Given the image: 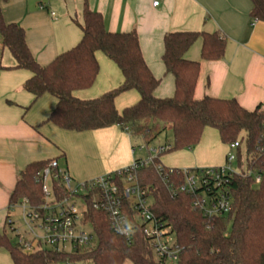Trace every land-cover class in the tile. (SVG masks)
<instances>
[{
    "label": "trees",
    "instance_id": "1",
    "mask_svg": "<svg viewBox=\"0 0 264 264\" xmlns=\"http://www.w3.org/2000/svg\"><path fill=\"white\" fill-rule=\"evenodd\" d=\"M5 1L0 0V36L14 57L16 68L31 74L24 89L35 100L44 94L57 100L47 122L71 132L119 126L146 143L171 128L174 136L171 149L149 166L137 169L134 177L152 199L149 209L157 221L176 238L180 254L175 264H264V110L258 106L249 111L234 98H195L201 61L222 60L226 36L220 31L167 33L162 60L167 73L174 77L175 92L172 97L160 98L155 95L160 80L143 57L136 31L109 32L103 16L91 10L85 1L83 22L78 23L83 33L80 42L50 64L41 66L30 52L24 29L5 22L1 8ZM251 2V19L264 22V0ZM199 39L201 61L187 59V52ZM97 53L117 66L123 82L97 98L80 99L75 93L92 88L99 75ZM132 90L138 92V102L119 111L115 100ZM207 129L216 130L224 145L235 141L245 144L246 170L228 177L222 185L231 200V211L226 215H206L194 205L198 192L179 191L183 182L181 169L171 171L164 167L161 174L156 168L161 164L159 158L166 153L195 149ZM241 158L239 149V165ZM51 161L30 163L20 172L10 197V209L24 199L35 207L44 203L40 178ZM53 190L58 200L70 197V192L58 181H54ZM206 190L214 203L216 187L211 185L210 191ZM84 199L88 204L84 220L91 223L96 236L92 246L73 253L54 250L25 253L6 233H0V247L9 252L13 264H171L155 258L140 225L133 227V237L127 240L111 229L109 215L93 207L90 195H84Z\"/></svg>",
    "mask_w": 264,
    "mask_h": 264
},
{
    "label": "crops",
    "instance_id": "2",
    "mask_svg": "<svg viewBox=\"0 0 264 264\" xmlns=\"http://www.w3.org/2000/svg\"><path fill=\"white\" fill-rule=\"evenodd\" d=\"M85 1L103 16L109 32H137L143 57L160 80L155 91L160 98L172 97L175 92L174 77L167 73L162 60L164 36L183 31L222 32L227 38L222 60L201 61V39L186 54L189 60L201 61L195 98H234L249 111L258 106L264 110V22L251 19V0H6L1 8L7 24L24 29L36 62L46 66L82 39L78 23L83 22ZM97 58V80L92 88L75 93L80 99L97 98L123 82L113 62L102 53H97ZM30 77V72L16 68L0 36L1 234L6 233L8 217H13L10 212L15 207L10 209V197L19 174L30 163L56 160L59 164L65 160L63 170L74 181L86 182L123 170L137 160L131 148L133 137L119 126L71 132L47 122L57 100L49 94L35 100L24 89ZM138 100V92L132 90L117 97L115 105L122 111ZM211 130L204 132L195 149L167 153L159 158L161 164L170 169L225 165L228 148L205 143L213 135ZM0 264H13L2 247Z\"/></svg>",
    "mask_w": 264,
    "mask_h": 264
},
{
    "label": "built area",
    "instance_id": "3",
    "mask_svg": "<svg viewBox=\"0 0 264 264\" xmlns=\"http://www.w3.org/2000/svg\"><path fill=\"white\" fill-rule=\"evenodd\" d=\"M155 6L158 2L154 3ZM171 149L165 145L153 149L155 157H149L140 162H134L126 169L107 174L72 187L73 179L69 173L60 168L56 160H52L41 175L44 203L40 206H31L24 199L26 206L23 217L29 232L25 237L9 216L7 227L16 234L17 244L25 253H34L39 250H54L58 253H73L79 248L92 246L96 236L91 223L84 220V213L88 204L84 195H90L93 207L109 215L111 229L127 240L133 237V227L140 225L143 234L150 240L154 256L158 260H166L171 264L179 261L180 248L176 238L163 223L157 221L150 207V198L147 192L138 185L134 172L149 166L155 158ZM241 142L235 141L228 146L225 165L202 169H181L183 182L178 186L182 193L198 194L194 205L206 215H226L231 211V200L228 193L222 190V185L235 172L230 165L238 159ZM162 174L165 168L162 164L156 166ZM171 170V169H170ZM172 171V170H171ZM164 178V176H163ZM54 181L70 192V197L58 200L53 190ZM260 181V177L256 178ZM216 187L215 202L208 198L207 190L210 186ZM82 197L84 205L78 208L71 201ZM131 211L133 212L130 215ZM90 227V229H87Z\"/></svg>",
    "mask_w": 264,
    "mask_h": 264
},
{
    "label": "rangeland",
    "instance_id": "4",
    "mask_svg": "<svg viewBox=\"0 0 264 264\" xmlns=\"http://www.w3.org/2000/svg\"><path fill=\"white\" fill-rule=\"evenodd\" d=\"M211 131H213V135L210 136L209 138L206 139L205 143L206 144H215L218 146H221L222 148L224 147L225 149L228 148L227 145H224L222 142H220V137L219 134L216 130L212 129ZM222 143V144H221ZM162 145H174V136H173V132L170 129L165 130L164 132H162L161 134H159L153 141H151L150 143H146L145 141H143L141 138H133L132 139V143H131V148L133 147L134 149V153H135V157L137 159L141 158L142 160H146L149 157H155V155L153 153H151V151H153V149L159 148ZM173 152L170 153H166L167 155H170ZM165 155V154H164ZM241 164L239 165V159H237L235 162H233L230 165V168L232 170H234L235 172H241L242 170H246V149H245V144L242 143L241 144ZM59 164H60V168L61 169H66V162L65 160H59ZM133 165V163L131 164ZM130 165V166H131ZM123 169H126L123 168ZM120 171V170H118ZM78 183H83L82 181H72V187H76ZM71 203H75V205L78 208H81L84 205V200L82 197H76L74 198ZM150 203H152V199L150 198ZM26 204L25 202L22 200L20 201L16 207L11 210L10 214L12 217V221L14 222V227L17 228L25 237H27L26 232H29L27 223L24 220L23 217V213H24V208H25ZM87 229H90V227H87ZM6 234L7 237L10 241H12L13 243L17 242V237L16 234L11 230L10 227H6ZM126 264H131L130 262H127Z\"/></svg>",
    "mask_w": 264,
    "mask_h": 264
}]
</instances>
